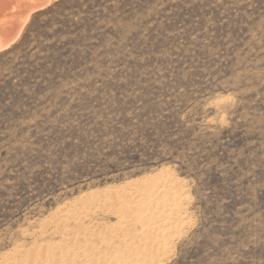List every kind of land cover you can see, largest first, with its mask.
Here are the masks:
<instances>
[{
    "label": "rangeland",
    "instance_id": "1",
    "mask_svg": "<svg viewBox=\"0 0 264 264\" xmlns=\"http://www.w3.org/2000/svg\"><path fill=\"white\" fill-rule=\"evenodd\" d=\"M52 245L264 264V0L30 14L0 50V264Z\"/></svg>",
    "mask_w": 264,
    "mask_h": 264
},
{
    "label": "crops",
    "instance_id": "2",
    "mask_svg": "<svg viewBox=\"0 0 264 264\" xmlns=\"http://www.w3.org/2000/svg\"><path fill=\"white\" fill-rule=\"evenodd\" d=\"M17 249L21 251L18 254L22 257L15 259L16 264H94L99 260L95 257L98 254L95 252L98 248L53 246ZM99 250L101 249L99 248Z\"/></svg>",
    "mask_w": 264,
    "mask_h": 264
},
{
    "label": "bare ground",
    "instance_id": "3",
    "mask_svg": "<svg viewBox=\"0 0 264 264\" xmlns=\"http://www.w3.org/2000/svg\"><path fill=\"white\" fill-rule=\"evenodd\" d=\"M49 1L50 0H0V50L14 43L28 21L30 14ZM53 234H58V232H53ZM66 247L77 246L67 245Z\"/></svg>",
    "mask_w": 264,
    "mask_h": 264
},
{
    "label": "clouds",
    "instance_id": "4",
    "mask_svg": "<svg viewBox=\"0 0 264 264\" xmlns=\"http://www.w3.org/2000/svg\"><path fill=\"white\" fill-rule=\"evenodd\" d=\"M225 102H228V103H235V98H231V97H228V98H225L224 100H221L220 103H225Z\"/></svg>",
    "mask_w": 264,
    "mask_h": 264
}]
</instances>
